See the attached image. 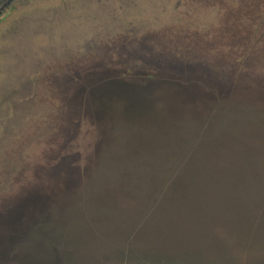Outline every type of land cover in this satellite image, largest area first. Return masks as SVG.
I'll return each mask as SVG.
<instances>
[{"label":"water","instance_id":"water-1","mask_svg":"<svg viewBox=\"0 0 264 264\" xmlns=\"http://www.w3.org/2000/svg\"><path fill=\"white\" fill-rule=\"evenodd\" d=\"M239 5H235L234 14L231 11L226 15L225 29L233 33H253L252 22H258L256 11L260 5L264 6V0ZM144 30L141 23L129 26L125 31L127 34L110 37L105 43L99 42L100 37L95 38L88 41L75 58L69 50L61 52L59 57L67 60L65 63L21 87V100L13 102V107L18 110L26 105L30 110L28 115H35L42 121L38 127L39 136L56 132L54 138L65 141L60 146L61 152L40 169L44 181L46 177L57 181L55 192L45 195L40 188L31 189L11 199L0 211V264H68L69 260L72 264H104L102 258L111 259L105 264H125L127 256L122 245L132 236L143 243L145 261L176 264L175 260L181 257L190 264H207V236H202L200 228L183 222L186 221L185 216L193 212L192 208L198 205L199 197L190 209L175 210L164 204L154 206L149 215L154 217L155 230L151 223L143 221L139 232L137 230L124 238L107 237V240H102V230L104 234L106 232V225L102 224L114 222L111 218L106 221L105 212L96 213L99 227L96 232L92 230V235L100 240L90 241L80 235L60 237L52 232L46 236L35 235L43 226L39 229L28 226L29 221H46L59 206L58 199L62 195L74 196L72 199L79 200L82 206L84 198L91 192L117 187L115 205L122 207V202L127 201L147 202L151 193L155 201L152 181L164 174L165 168L179 162L174 152L157 153L155 146L162 149L177 146L182 149L178 157L194 154L189 167L193 172L218 173L233 179L229 184L219 182L210 187L214 192L233 191L236 199L253 188H262L255 185L264 178V116H252L244 109L238 110L240 115H235L230 109L238 106L248 108L246 110H264V37L257 39L260 40L258 43L251 38L245 60L240 64L228 56L224 59L202 56L195 46L182 45L181 48L173 42L171 30H157L155 33ZM50 100L56 105L52 106ZM217 106L230 112L223 110V113L214 114ZM84 120H91L97 132L92 157L86 166L90 183L86 191L76 192L73 188L83 174L77 164L81 155L78 152L65 153L79 148L78 134ZM116 125L130 135L149 138L147 143L135 149L139 153L135 157L118 158L126 149L119 141L121 134L117 132ZM204 125H208V133L199 134ZM226 125L229 128L223 130ZM11 134V131H5L0 140V191L7 187L17 172L19 162L25 159V148L19 146L12 150L10 143H4ZM189 139L201 142L193 153L183 150ZM217 141H223L226 146L216 147L214 142ZM114 146L118 149V163L111 158ZM243 158L248 159L252 166L242 167ZM96 162L98 168L95 167ZM240 173L249 177L244 183H239ZM98 175L103 178L101 184L98 183ZM255 178L258 179L256 183ZM106 184L110 187L103 186ZM129 187L151 193L138 198L129 191ZM252 192L257 193L258 190ZM252 195L249 193V197ZM213 199L218 197L214 198L210 192L208 206L212 205ZM252 199L256 201L257 196ZM251 205L256 207L257 202H251ZM227 209V205H222L219 211L224 213ZM144 215L146 217V212ZM83 225L86 226L87 222ZM167 238L171 239L170 246L166 243ZM59 239L72 241L74 250L67 252L58 247ZM28 242L34 245L29 247L30 252H24L22 248ZM150 245H155L157 251ZM110 246H116V251L107 252ZM76 253L79 261L73 258ZM232 253L236 256L242 254L239 250H232Z\"/></svg>","mask_w":264,"mask_h":264},{"label":"rangeland","instance_id":"rangeland-1","mask_svg":"<svg viewBox=\"0 0 264 264\" xmlns=\"http://www.w3.org/2000/svg\"><path fill=\"white\" fill-rule=\"evenodd\" d=\"M251 1L16 0L8 14L0 18V140L5 131L14 133L13 137L11 134L10 139L7 138L4 143H10L9 147L12 150L19 146L25 148V159L19 162L17 172L7 187L0 191V211L4 210L3 206L11 199L31 189L40 188L45 195H51L58 187L55 180L51 182L46 177L44 181L45 177L40 169L46 161L61 152L60 146L65 140L54 138L56 132L43 137L39 136L38 127L42 125V121L34 117L35 115L29 116L30 110L26 105L16 110L13 102L21 100L19 91L22 86L35 82L37 78L47 75L49 69L59 67L67 61L60 59L61 52L69 50L75 58L85 49L88 41L92 42L100 37L99 42L105 43L110 37L127 34L125 31L129 26L142 23L145 27L143 32L171 30L173 42L181 48H183L182 45L195 46L202 56L221 59L228 56L241 64L245 60L251 38H255L256 42L257 39L264 37V6L260 5L259 10L256 11L258 22L257 20L252 22L253 33L228 32L225 29V20L229 12L233 11L231 14H234L235 5L238 3L243 5ZM143 32L142 35L145 34ZM50 101L52 106L56 105L55 101ZM243 109L252 116L257 115L254 110L241 109L238 106L232 107L230 111H233L232 114L240 115L238 110L244 111ZM95 132L97 128L92 121L84 120L82 130L78 134L79 148L65 153L78 152L81 155L79 156L81 160L77 164L83 174L73 188L76 192L86 191L90 183L86 166L89 165L92 157ZM117 132L121 134L119 141L126 151L118 157L117 146H114L111 157L114 163L119 162L117 157L120 160H123L125 156L135 157L139 154L135 149L149 141V138L130 135L127 130L122 131L120 127ZM111 137L110 135V140ZM29 140L31 142H28ZM98 183H103L101 176ZM103 186L110 187L108 184ZM117 189L114 187L97 193L91 192L84 198L82 206L79 205V200L72 199L74 196H59V206L50 217L45 219L46 221L42 222L40 219L29 221L28 226L33 229L43 226L42 230L36 231L35 235L46 236L52 232L54 236L80 235L89 238L90 241L100 240L98 236L92 235V230L96 232L99 227L96 213L105 212L106 221L111 218L114 222L102 224V226L106 225L105 234L102 230L105 235L102 234V240H107V237L131 236L137 230L139 232L143 221L151 223L155 230L154 217L149 215V211L153 212L155 206L153 193L138 190L137 187H129V191L136 197L149 196L151 193V198L147 202L143 200L135 203L122 202L121 207L115 205L118 199V194L115 193ZM136 204L138 207H135ZM101 219L105 221L104 218ZM86 222L87 225L84 226ZM150 235L148 233V236ZM166 243L170 246L171 239L167 238ZM33 245V242H28L22 249L24 252H30L29 247ZM56 245L67 252L74 250L70 240L59 239ZM142 246L143 243L135 236L122 245L127 256L125 264H155L143 259L145 257ZM150 247L157 251L155 245ZM101 249L104 250V246H101ZM108 251L115 252L116 246H110L107 248ZM73 258L79 261L77 253ZM110 260L102 258L101 262L105 264ZM68 264L72 262L69 260Z\"/></svg>","mask_w":264,"mask_h":264},{"label":"trees","instance_id":"trees-1","mask_svg":"<svg viewBox=\"0 0 264 264\" xmlns=\"http://www.w3.org/2000/svg\"><path fill=\"white\" fill-rule=\"evenodd\" d=\"M223 110L227 113L230 112L225 107L222 109L217 106L213 113L217 114ZM254 111L257 115L264 116V110ZM227 128L229 126L226 125L223 130ZM208 130V125H204L198 133L207 134ZM200 143V141L189 139L183 150L193 153L199 149ZM214 144L220 148L226 146L223 141H217ZM155 152L161 154L174 152L176 158L179 159L178 163L175 162L176 164L170 166L171 168H165L166 172L164 171V174L155 177L152 181V185L155 186V208L164 204L174 207L175 210L190 209L195 204L196 198H201L198 205L192 208L193 212L185 216L186 221L183 222L190 224L193 228H200L202 236H207L205 244L209 247L207 264H264V185H261L264 178H261L260 181L255 178L254 181V183L258 181L255 186L262 188H253L249 192L241 194L242 197H238L240 199H235L236 194H233V191L214 192V190H210V187L218 185L219 182L229 184L233 179L218 173H200L189 169L191 156L194 154H190L188 157H178L182 149L174 145L169 149L155 146ZM246 158L241 159V166L251 167V163ZM95 167L98 168L99 164L97 163ZM240 175L242 177L239 183H244L245 178H249L246 173H240ZM207 187L209 188L207 189ZM233 187L236 188V185ZM256 189L257 193L252 192ZM210 192L214 198L218 197V199H213V206H208L207 203ZM249 193H253V195L249 197ZM254 195L257 196L256 201L252 199ZM251 202H257V206L252 207ZM222 205L228 206L224 213L219 211ZM172 224L174 223L171 222ZM213 249L215 251L211 252ZM232 250L241 251V256H236ZM175 262L176 264H190L189 261L181 257H178Z\"/></svg>","mask_w":264,"mask_h":264},{"label":"flooded vegetation","instance_id":"flooded-vegetation-1","mask_svg":"<svg viewBox=\"0 0 264 264\" xmlns=\"http://www.w3.org/2000/svg\"><path fill=\"white\" fill-rule=\"evenodd\" d=\"M16 0H0V18L5 17Z\"/></svg>","mask_w":264,"mask_h":264}]
</instances>
